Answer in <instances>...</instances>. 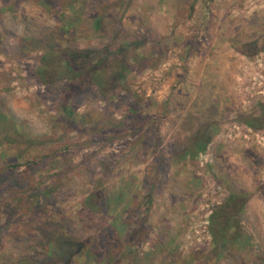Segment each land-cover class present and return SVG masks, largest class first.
<instances>
[{
  "label": "trees",
  "instance_id": "trees-1",
  "mask_svg": "<svg viewBox=\"0 0 264 264\" xmlns=\"http://www.w3.org/2000/svg\"><path fill=\"white\" fill-rule=\"evenodd\" d=\"M0 2V51L9 42L6 27L12 21L21 28L13 40V60L33 58L29 73L58 96L61 114L52 128L64 136L73 132L94 138L89 146L105 148L124 141L128 146L114 160L104 164L90 160L80 171L75 159L82 145L64 144L46 153L47 139L26 133L11 110L0 106V264H264L261 246H254V236L242 225L250 201L236 192L210 216L213 247L209 251H189L184 257L177 237L162 233V228L154 235L157 185L161 187L160 176L167 168L158 124L170 112L167 102L157 104L135 89L134 82L163 63L170 40L151 29L139 32L127 25L133 0ZM193 2L190 16L200 0ZM7 11L9 20L4 17ZM84 13L89 26L83 34L95 36L91 40L78 32L79 26L87 25L80 21ZM80 39L87 45L94 40L100 43L83 47ZM257 45L249 49L252 58L259 51ZM143 48L150 50L149 56ZM89 105L93 109L82 111ZM244 123L262 129L264 113L247 117ZM200 127L190 137L178 135L181 145L169 154V163L187 156L196 159L208 150L215 138L213 128ZM146 157L147 162L155 159V172L140 171L141 192L135 171L114 176L122 165L140 169ZM22 168L25 171L16 174ZM71 173L90 184L79 202L78 216L72 218L62 207L68 188L63 179ZM113 182L120 187L112 189ZM148 242L151 253L133 249Z\"/></svg>",
  "mask_w": 264,
  "mask_h": 264
},
{
  "label": "rangeland",
  "instance_id": "rangeland-1",
  "mask_svg": "<svg viewBox=\"0 0 264 264\" xmlns=\"http://www.w3.org/2000/svg\"><path fill=\"white\" fill-rule=\"evenodd\" d=\"M193 1L133 0L126 19L134 31L143 32L148 28L170 40L163 63L147 69L134 82L135 89L146 93L157 104L167 102L170 112L158 124L167 168L160 176L161 187L157 185L159 204H156L158 214L153 217L154 235L159 234L157 228H162V233L177 237L184 257L189 251H209L213 247L210 216L215 207L222 206L236 192L250 201L242 225L254 236V246L260 245L264 252L261 188L264 186V128L254 129L244 123L247 117L264 113V0H200L190 16ZM205 7L209 9L203 14ZM4 13L5 20H9L10 13ZM88 19L85 13L80 19L87 24L78 27L82 35L89 26ZM137 26L140 28L136 29ZM6 28L9 42L5 51H0V106L11 110L26 133L47 139L46 153L48 149H62L64 144L82 145L75 159V165L82 171L81 166L86 162L108 163L128 148L125 141L105 148L89 146L88 142L94 138L79 137L73 132L64 136L52 128L51 123L55 124V117L61 114L58 96L37 84L29 73L35 65L33 58L13 60V40L21 28L12 21ZM85 38L91 40L95 36L89 34ZM79 43L86 47L98 45L100 41L87 45V40L80 39ZM254 43H258L259 51L252 58L249 55L253 52L249 49ZM143 51L146 56L150 55L147 48ZM91 109L93 106L89 105L82 111ZM201 125H210L215 134L208 150L196 159L187 156L183 161L176 159L169 163V154L181 145L178 135L179 138L183 135L182 139L190 137ZM144 160L140 169L122 165L114 176L135 171L139 175L140 191V171L148 168L150 173L155 172V159ZM39 176L46 178L45 174ZM63 184L68 187L62 198L64 212L70 218L78 216L79 202L90 187L89 181L71 173L63 179ZM111 187L120 186L113 182ZM170 219L172 225L166 229ZM133 249L140 253L152 251L150 242Z\"/></svg>",
  "mask_w": 264,
  "mask_h": 264
}]
</instances>
